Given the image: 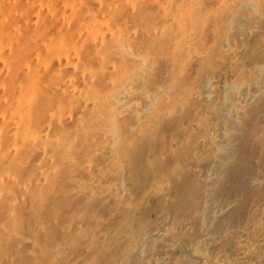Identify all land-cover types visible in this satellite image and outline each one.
Returning a JSON list of instances; mask_svg holds the SVG:
<instances>
[{"label":"bare ground","instance_id":"bare-ground-1","mask_svg":"<svg viewBox=\"0 0 264 264\" xmlns=\"http://www.w3.org/2000/svg\"><path fill=\"white\" fill-rule=\"evenodd\" d=\"M25 1L0 0V264H264V0ZM50 192L47 246L20 201Z\"/></svg>","mask_w":264,"mask_h":264},{"label":"rangeland","instance_id":"rangeland-1","mask_svg":"<svg viewBox=\"0 0 264 264\" xmlns=\"http://www.w3.org/2000/svg\"><path fill=\"white\" fill-rule=\"evenodd\" d=\"M29 1H31V0H26L25 2L27 3V2H29ZM37 1V0H36ZM50 1H51V3H50ZM53 1L54 0H48V5H46V8H45V10H44V12H45V22L48 24V25H50V23L52 22V18H53V16H54V14H55V8H54V6H53ZM41 6V7H40ZM42 8L43 6H42V2H41V0H38L37 1V3H36V10H38V9H40V8ZM35 10V12L37 13V11ZM35 12H34V16H33V20H32V24H31V28H34V29H36V28H38V24H39V21H38V19H37V17H38V15L36 14L35 15ZM36 16V17H35ZM63 18V17H62ZM63 20V19H62ZM53 27H49L48 28V31L50 32V33H52L53 31ZM52 31V32H51ZM6 66V64L4 63V62H0V75L1 74H3V73H5V72H7L6 71V68H7V66ZM1 77V76H0ZM2 83V81L0 80V84ZM11 152L13 153V154H16V151L15 150H11ZM51 193L52 192H50L47 196H46V199L48 198L49 200H45L46 201V203L45 204H43L42 205V207H41V209H40V211H33V210H36V209H32L31 208V203L29 202V201H26V202H24V201H20V206H21V208H22V210L24 211H22V213H21V224H20V226H19V230L22 232V233H24V234H27V235H25L27 238H29V232L27 231L28 230V228L31 226V224L34 222V221H36L39 217H45V215H47L46 217L47 218H43V219H47V220H49L52 216V219L51 220H49L50 222H51V229L49 230V233H48V236L46 237V238H44L43 240V242H44V245L46 244H48L47 246H49V244L51 243V242H53V240L55 239V237H57L58 236V233H61V231L63 230V229H67L65 226H67V224H65V221H66V218H67V216H68V213L70 214L71 212H72V207H71V204L70 203H68V202H65L63 199H59L58 201H56V199H52L53 197L51 196ZM52 197V198H51ZM51 199H52V201H51ZM54 204V205H52L51 204V202ZM55 201H56V203H55ZM61 201H64V202H62V203H64V204H62V205H60V203H61ZM50 202V203H49ZM59 202V208L57 207V208H55V209H59L57 212H61L62 213V211H66V212H68L67 213V215H66V213H62V215L64 216V218H65V220L63 219V220H61L60 218H58V219H56V218H54V216L56 215V210L54 209V208H52L51 206H53V207H56L57 205V203ZM1 204H0V222H3L2 223V225H1V223H0V225H1V227H5V224L7 223V221H6V219L9 221V224L8 225H6L7 226V228L6 229H8L9 228V226H10V222H11V220H10V217L11 216H9V215H11L10 213L8 214V212H9V210H8V208L7 207H5L6 205H4V204H2V202H0ZM27 204V205H26ZM46 205V206H45ZM51 205V206H50ZM4 206V207H3ZM45 206V207H44ZM63 206H67V207H63ZM53 210H52V209ZM64 208V209H63ZM66 208V209H65ZM25 209V210H24ZM63 209V210H62ZM71 211H70V210ZM8 211V212H6V211ZM62 210V211H61ZM67 210H69V211H67ZM64 211V212H65ZM6 212V213H5ZM50 212H52V214L50 213ZM59 212V213H60ZM3 213H5V216H4V214ZM55 214V215H54ZM3 215V216H2ZM48 215H50V216H48ZM66 215V216H65ZM2 216V217H1ZM9 216V217H8ZM8 217V218H7ZM23 217V218H22ZM30 217V218H29ZM32 218V219H31ZM27 221V222H26ZM31 221V222H30ZM67 223V222H66ZM26 224H27V226H26ZM87 241L89 240V241H91L90 239H86ZM85 240V242H84V245H91L92 243L91 242H87ZM90 245L89 246H87L88 248L90 247ZM93 245V246H92ZM91 245V249L89 248H87L88 249V251L89 252H92V253H89V252H87V253H84V254H82L81 255V257H80V259L81 260H83L85 263H83V261H81L82 262V264H108V261L104 258V257H102V256H100V255H98V252L97 251H95L94 252V250H97L96 249V246L94 245V244H92ZM94 247H95V249H94ZM9 248L10 247H7V249L5 250V251H7V250H9ZM4 249V247L1 249V251ZM89 254V255H88ZM91 254V255H90ZM138 259V257H137V254H136V256L134 255V257H133V260L134 259ZM29 259L28 258H25V259H23V260H21V262H19L18 264H28L29 262ZM2 264H11V261H4ZM30 264V263H29ZM46 264H49V263H46Z\"/></svg>","mask_w":264,"mask_h":264}]
</instances>
